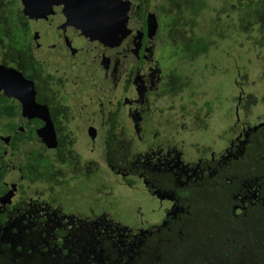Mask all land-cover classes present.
I'll list each match as a JSON object with an SVG mask.
<instances>
[{
	"label": "rangeland",
	"instance_id": "rangeland-1",
	"mask_svg": "<svg viewBox=\"0 0 264 264\" xmlns=\"http://www.w3.org/2000/svg\"><path fill=\"white\" fill-rule=\"evenodd\" d=\"M17 1V7L26 16L29 26L30 56L49 76V96L53 102L71 107L69 117L76 118L77 125L74 131L86 126L89 118L107 123L109 115L117 109L115 99L128 97L131 89L126 93L116 86L111 89L108 85H104V88L98 85L100 80L80 58L82 54L69 39L63 38L60 27L52 21L50 13L41 9L39 1ZM206 4L209 11L203 17V27L207 30L206 35H211L207 38L211 44L205 54L189 57L181 49L177 52V46L171 47L175 52L173 55L159 46L149 54V60H155L162 69L164 81L175 82L174 75L178 78L174 83L178 95L171 97L168 90L157 88L151 97L152 104L145 103L140 108L139 104H133L135 95L129 96L131 100L125 101L128 105L117 110L116 125L107 126L108 129L114 128L119 140V159L123 160L125 166L115 169L100 163L103 169L97 166L98 162L92 158L95 152L89 142L91 138L87 142L85 135L77 132L79 137L73 147L78 149L81 157L76 158L73 153L74 157L70 156L69 161L71 158L78 159L81 167L91 164L99 169L94 171L92 168L86 174L91 181L72 182L66 186L60 184L63 209H70L72 215L62 216V210H58L60 202L48 209L44 185L35 183L30 189L26 188L28 204L40 206L41 216L24 223L17 221L5 229L9 243L22 245L19 250L14 249L21 261L25 257L45 253L57 262L62 258L66 264V254H62L61 249L67 247L70 262L74 261L75 264H160V261H164L162 264H239L246 253L249 257L256 255L257 263L264 264V208L252 214L254 208L243 210L247 207L246 199L237 198L242 205L232 200L233 195L237 197L238 190L242 193V186L255 191L264 184L260 169L264 165V47L255 43L253 31L249 33L247 30L249 25L234 23L237 18L235 12L229 10V18L224 11H218L223 5L231 6L230 0H206ZM189 25H182L184 28L177 30L175 34L178 40H186L193 35ZM193 30L198 31L197 28ZM61 50L63 55H56ZM130 57L129 53L124 54L126 61ZM153 78L156 80L154 83L160 79L157 73ZM239 94L241 98L238 103ZM139 109L142 110L139 119L146 118L142 128L143 122L133 123V113L139 112ZM156 121H161L159 126ZM155 127H158V139L164 148L173 152L176 147L180 164L175 166L173 172L156 173L151 181L159 179L162 186L157 187L158 191L162 187L166 189V197L174 202L176 200V205L177 195L174 191L177 187L189 185L199 192L198 189L207 187L208 180L217 182L219 187L216 190L221 200L216 205L212 204L214 208L208 210L209 214L200 216L185 199L177 207L180 211L189 207L190 213L186 216L182 213V225L179 214L170 212L168 216H162L163 208L168 209L171 201H159L147 190L156 189L155 186H146L147 182H144L148 180L151 183L153 172L150 170H158L162 166L153 162V155L151 162L146 164L145 158L151 154L147 144L141 143L142 138L149 131L151 135ZM144 128L146 134L143 135ZM153 141L151 138L147 140L148 143ZM179 143H184L180 153ZM158 152L163 158L167 157L162 150ZM74 165L75 162L71 163V171L75 169ZM238 185L239 188H236ZM73 187L75 190L71 192ZM261 188L264 189V186ZM213 193L207 191L198 195L204 197L205 194L206 198L215 200L217 194ZM228 194L232 195L229 201L236 212L222 217L215 210H220L221 205L226 204ZM184 202L185 206L181 204ZM251 214L258 217L250 222L245 221ZM215 218L222 220L217 222ZM9 222H13V219ZM33 223L36 225L32 226ZM60 223L65 234L57 237L59 234L51 227ZM233 224L235 233L232 231ZM256 224L260 227H255ZM179 227L185 230L184 241L174 232H178ZM44 229L46 232H43ZM211 232L215 234L214 237L209 234ZM236 236L244 240L242 246L235 243ZM58 238L62 239L61 247L56 243ZM172 238L173 244L170 242ZM227 242L231 244L230 251L223 246ZM105 243L108 244L107 249L103 247ZM112 246L116 250L113 256L109 253L113 250ZM222 247L225 251H222ZM7 260L0 252V264ZM90 260L92 262L89 263Z\"/></svg>",
	"mask_w": 264,
	"mask_h": 264
},
{
	"label": "flooded vegetation",
	"instance_id": "flooded-vegetation-1",
	"mask_svg": "<svg viewBox=\"0 0 264 264\" xmlns=\"http://www.w3.org/2000/svg\"><path fill=\"white\" fill-rule=\"evenodd\" d=\"M129 1H131V5L129 6L130 8L128 14L138 23L142 24V37L140 39V47L136 52L135 50L133 51L135 44L134 40L131 37L132 34L129 32L128 34H125L124 36L119 38L117 41H100L99 49L96 54L94 53V56L97 58V60L94 57L92 62L94 65H92V63L89 65L83 55L85 48L83 47V49L81 45H75V43H73L71 40V37H76V34L74 36H70L67 31H60L64 35L63 38L69 39L74 44V46L77 47L76 50L80 54H82L80 58H83L85 60L87 66L89 67V70H91L96 78L100 80V82L97 83L98 85H102L101 87L103 88L104 85H108L111 89L116 86L118 88H121L123 91H126V93H128V90L131 89L127 96L129 97L135 95V99L132 100L133 104H139L138 107L140 108L142 106H145V103L149 104L151 102L152 104L151 97L152 95H154L157 88L160 90L163 87L164 90H168V96L174 97L175 95H178V90L175 92L174 87V83L177 82L178 78L174 75L175 82L173 80H168L169 83L164 81L165 78H163V75L161 76L162 69L156 62H154L155 60H149V54H152V50L157 49V47L159 46L165 48L166 53L173 55L175 54V52L171 47L177 46V52H179L180 49L183 51L186 44H188L186 42L190 40V38L195 37L198 34H202V37L205 40H207V38H210L211 35H206L207 30L203 27V17L209 11V7L206 4V0ZM262 1L263 0H231V7H236V5H240V7H242L246 4L255 3L264 5V2ZM193 6L197 9V13L192 12ZM218 11H224L225 15L231 18L229 16V13L231 11H228L227 9L221 10L220 8L218 9ZM138 13L140 18H137ZM214 13H217V11H215ZM235 13L237 18L234 23L243 25L242 22L239 21L240 18L238 17V11H235ZM82 16L89 17V15H87L86 13L81 12L80 17ZM188 17L189 20L187 19ZM152 18L154 19L153 21H151ZM52 21H54L56 25H58L53 16ZM149 21L151 22L150 26ZM182 21H184L185 23H182ZM185 24H190L189 28L191 29L193 35H190L189 39L185 40L184 38H181V40H178L175 33L178 29L183 27L182 25ZM244 25L248 26V24L246 23ZM196 28L198 29V31L193 30ZM218 32L221 34V31ZM179 34L182 35L181 33ZM67 42L70 44L68 40ZM207 42L211 44L210 40ZM209 48L205 49L203 52L206 53ZM126 52L131 56L129 61H126L124 59V54ZM5 54V50H0V64L13 66L23 73L21 69L15 67L14 65L5 64L4 62H2ZM56 55H63V51L61 50ZM102 58L108 62L107 65L104 64V68L102 67V64H100ZM96 67H98L97 71H95L94 69ZM38 70L39 76L35 77V79L32 77H27L24 73L23 74L27 79L33 82L36 102L38 104L44 105L47 108L52 122L55 137L54 139H52V135L50 134L49 130L44 132L46 138H43L40 135V127L33 124L37 120V116H28V114H23L22 108L19 109V104H22L20 103L21 101H19V99L13 93L11 84L5 79V81L10 86V92L7 95L9 99H11L12 96L14 97L15 108L14 110H10L9 108L11 105L10 103L14 101H10L6 104L4 101L0 100V220L5 217L4 221H6V224L4 225L0 222V228L2 229H7L9 225H14L17 221L24 223L28 219L30 221L37 220L41 216V209L39 208L40 206H31L30 204H28V198L26 196V188L30 189L33 185H35V183L44 185V192L45 195H47V198H45V205L49 207V210L56 207V205H54L56 202H60L61 207H58V210H62V216H71L72 213L69 212L70 209H63L64 207L60 200V198L62 197V195L60 194L63 193V190L61 192L60 184L63 183V185L66 186L68 185V183L72 184V182L91 181L90 176H85L83 173L87 174L91 171L92 168H94V171H97L99 169V167H92L91 164H88V167H81L82 164L81 162H78L80 161L78 159L74 160L73 158H71V162L69 161L70 156H73V153H75L76 158L81 157V155L78 149L69 144L71 143V141L67 142L61 139V136L59 134L60 127H62L61 132H63V134L69 135V137L71 136L78 139L79 136H77V132H82L85 135V139L87 138V142L89 141V138H91L89 142H91V148L95 152V155L92 158L93 160L98 162L97 166H101L100 164L104 166L109 165L114 169L117 166H125L123 160L119 159V152L117 150L119 140L115 135V132L113 130L114 128H110L112 129V138L109 142L111 148H109L106 144V141L108 140V136L106 134L109 133V129H106L102 124L111 127H113L112 125H116L115 120L118 108H120L121 106H124L125 108L128 105L125 104V101H129L131 99L126 96L122 99H115L117 109L109 115L113 116L114 119V122L110 125H108L109 121H107V123H105L104 121H91L89 118V120L85 122L87 123L86 126H80L79 131H74L76 130L77 125L76 118L69 117V111L71 110V107L68 104L56 105V103L53 102L52 98L49 96V76L45 75L40 68ZM155 73H157V77L160 78L156 83H154L156 80H154L153 78ZM154 84H156L155 87H153ZM13 85L14 89L18 90L15 81L13 82ZM83 93L87 94L88 92L84 91ZM64 97L70 98L66 95H64ZM240 98L241 95L239 94L238 103L240 101ZM50 104L53 108L50 107ZM54 106L58 107L59 111L61 110V112L58 111L59 115L62 114L60 117L57 116ZM141 111L142 110L137 113H133L135 115V121L133 123L143 122L141 125L142 128V126L146 124V118H144V120L139 119V113ZM134 115H132L131 117H133ZM141 116L142 115H140V117ZM100 122L101 124H98ZM160 123L161 121H156V125L159 126ZM31 125L34 129L30 127ZM157 128L158 127L152 129L151 135L149 134L151 131L146 134V128H144L143 135L146 134V136L144 137L142 135V137L144 138H142L141 142L147 144L149 152L151 154L146 156V164L151 162V156L153 155L155 159L153 160V162H158L162 165L160 168H158V170H150L151 172H153L150 181L156 177V173H163L164 171L173 172L175 166L178 163L180 164L176 156V147H174L173 152L169 151L168 148H164L165 146L163 145L162 141L158 139L159 132ZM71 130H73L74 132ZM92 133L95 134V137H92ZM148 138H151L154 141L148 143ZM72 141L75 143L76 140L73 139ZM167 147L169 146L167 145ZM183 147L184 143H179V153L181 152L180 150H183ZM159 150H162L164 155H166L167 157L163 158L158 152ZM33 157H42L44 159L43 164L45 167V173H43L42 177L35 176L38 175V173H36L35 171L37 167H35V165L31 161ZM73 162H75L74 168L78 170L73 169L71 171L70 166ZM82 171L85 172L82 173ZM92 181L94 182L93 179ZM145 181L147 182L146 186H155L156 189L149 188L147 190L149 191V193L154 194L156 197H158L159 201H171V206L173 205V207H167L168 209H166V207L163 208V217L168 216L167 213H176L177 211H180L177 210L178 199L176 205V200L174 202V200H172L171 198L166 197V189L162 187L161 191H158L157 187L162 186L159 179H157L155 182L151 181V183H149L148 180H144V182ZM36 188H38V186H36ZM74 190L75 188L73 187V190L71 192H73ZM163 194L165 196H163ZM51 206L54 207L51 208ZM10 219H13V222L10 223ZM31 225L35 226L36 224L33 223ZM62 225L60 223L55 227ZM52 228H54V226H52L51 229ZM1 241L7 242L8 244L14 246V244H11V242L9 243L7 239L0 234V242Z\"/></svg>",
	"mask_w": 264,
	"mask_h": 264
},
{
	"label": "trees",
	"instance_id": "trees-1",
	"mask_svg": "<svg viewBox=\"0 0 264 264\" xmlns=\"http://www.w3.org/2000/svg\"><path fill=\"white\" fill-rule=\"evenodd\" d=\"M231 1V0H230ZM264 2V0L262 1ZM17 0H0V50L1 51H6V54L4 55V59L2 62H4L5 64H12L15 67L21 69L23 71V73L27 76V77H32L35 79V77L39 76V63L37 61H35L31 55L30 52V41L28 39V30H29V26L27 23V19L26 16L20 11V9H18L17 7ZM16 6V7H15ZM236 5V7H231L229 5H223L220 9L221 10H231L233 12L238 11V17L240 18V22H242V24L244 25L245 23L249 25L248 30L250 31L249 33H252V37L255 39V43H258V46L260 47H264V5H259V4H246L245 6L240 7V5L238 6ZM197 9L193 6L192 12L197 13L196 12ZM137 18H140L139 13L137 14ZM20 32V34H19ZM31 35V34H30ZM186 43V46L184 47V54L187 52L186 56L192 57L197 55V57H199L198 55H200L201 53H204L203 51L207 48H209L210 44L207 42V40H205L202 37V34H198L195 37L190 38V40H188ZM195 44L196 46L194 47ZM205 54V53H204ZM10 92V86L8 85V83L5 81V79H0V100L4 101L6 104L9 103L10 101H14L12 103H10V110H14L15 108V99L12 96L11 99H9L8 95ZM50 107L51 104H50ZM53 108V107H52ZM55 110H56V114L58 117H60L61 115L58 114L59 108L54 106ZM230 111V110H229ZM61 112V110L59 111ZM197 115V114H196ZM109 123H113L114 119L113 116H109ZM98 124H101L98 123ZM106 129H108V127L105 124H102ZM115 126V125H112ZM113 129V128H112ZM109 129V133L107 134L108 136V140L106 141V144L109 148H111L109 142L111 141L112 138V134H111V130ZM62 127H60L59 129V134L61 136V139L64 141H71V144L73 146L74 142L72 141L73 139L76 140L75 137H69V135L67 134H63V132H61ZM63 141V142H64ZM248 147L250 146V144L247 145ZM213 159V157L211 158ZM32 163L35 165L36 168V173H38V177H42L43 173H45V167H44V159L41 157H33L31 159ZM259 167H257L256 165V169H258ZM260 169L262 170V175L264 176V165L260 167ZM85 171H82V173ZM84 175H86V173H83ZM212 185V189L210 187V184ZM207 187L204 188L203 186V190L200 188L198 189L199 192H195V187L193 186H189V185H182L180 187H177V189L175 190V193L177 195V199H178V203L179 202H183L185 201V199L188 201V203L191 204V207L194 208L199 214L204 215V213H210V211L212 208H214L213 205L218 204L221 200L218 197V192L216 190L217 187H219L217 182H211L210 180H208L207 182ZM260 185L258 186L259 189L257 190H252L249 187H244L242 186V193L239 192L238 190V195L237 197L233 195V199L234 203L238 205H242L241 203H239V201L237 200V198H242V199H246V205L247 207H244L243 210H249V209H253L252 214L257 211L260 210L262 208H264V206L262 205V203H264V194L263 191L264 189L261 188ZM236 188H239V185L236 186ZM216 190V191H215ZM209 191L211 193H213L214 195L217 194V199L215 200H211L210 198H206L205 194L206 192ZM203 195L204 197H200L198 194L199 193H204ZM98 195H100L98 193ZM232 198V195L228 194L227 200H226V204L225 205H221V207L223 209L220 210H215V212L219 213L220 215L223 217V215L226 216V214H232V212H236V209L234 208V205L230 203V199ZM201 199V200H200ZM218 200V201H217ZM231 200V201H232ZM207 201H210V203H208ZM182 205L185 206L186 202L181 203ZM200 204V205H199ZM213 204V205H212ZM263 206V207H262ZM183 211H177L175 213L179 214L180 217V223L182 225V216L183 214L186 216L187 213L189 212V207H184ZM239 209V207L237 208ZM219 211V212H218ZM247 212V211H245ZM259 212V211H257ZM183 213V214H182ZM208 213V214H209ZM96 214V213H95ZM252 214L250 215L251 217H248L247 219L245 218V221L247 220V222H250L251 219H256L258 217V215H254L252 216ZM192 215V214H191ZM215 215V214H214ZM184 217V216H183ZM244 217V216H243ZM193 219V218H191ZM197 219V218H196ZM194 219V220H196ZM5 217H3L0 222L4 225L6 224ZM221 221L222 219H218L215 218L214 221ZM179 221V220H178ZM11 223V222H10ZM1 224V225H2ZM259 224H256L255 227L257 226V228H259L260 226H258ZM234 224L232 225V231L235 233L234 231ZM8 229V228H7ZM54 232L58 233L59 236L57 237H61L62 234H65V231H62V226H58V227H54ZM213 230V228H211ZM48 230V227L47 229ZM46 230L44 229L43 232H46ZM189 230H193V229H189ZM176 232L178 237H181L182 241H184L185 239V230H183V227H179L178 232ZM179 232H181V235L179 234ZM197 232V230H196ZM4 233V234H3ZM0 234L3 235L6 239L7 236L5 235V229L0 228ZM210 235H213V232L209 233ZM216 235H218V233H216ZM183 236V237H182ZM215 236V234L213 235V237ZM212 237V238H213ZM189 240H193L192 238H188ZM235 243L239 246H242V244L244 243V240H242L239 236L235 237ZM170 242H172V244L174 243L173 238L172 240L170 239ZM56 243L58 244V246H62L63 242L61 238H58ZM108 244L105 243V245H103L104 248L107 249ZM225 247V249H227L228 251L231 250V244L230 243H226L223 245ZM22 247L21 244H17L16 246H12L10 244H8L7 242H0V252H2L3 256H6L8 258L7 261H5L3 264H64L63 263V259H59L60 262H57V260L53 259L51 260L49 257H47V255L44 253H38L36 254V256H31L30 258H24L23 261H21L16 255H15V250H19ZM224 247H222V251L224 250ZM221 247L218 248V250H220ZM15 249V250H14ZM113 250H110L109 253L111 256H113L116 252V250L113 248ZM67 251V253H66ZM173 251V249H172ZM62 254H66V259L65 262L66 264H75L74 261L71 263V258L69 257L68 254V250L67 247L62 248L61 249ZM257 256H253V257H249L247 256V253L245 255L244 260L242 261V263L239 264H244V261L246 260L245 264H259L256 261ZM92 262V260L89 261V263ZM164 263V261H160V264ZM264 263V261L262 262Z\"/></svg>",
	"mask_w": 264,
	"mask_h": 264
},
{
	"label": "water",
	"instance_id": "water-1",
	"mask_svg": "<svg viewBox=\"0 0 264 264\" xmlns=\"http://www.w3.org/2000/svg\"><path fill=\"white\" fill-rule=\"evenodd\" d=\"M38 1L41 9L47 11L55 18L61 30L67 31L70 36L76 34V37H71V40L75 45H81L82 48H85H83V55L89 65L93 62L94 53L96 54L99 49L100 41H117L127 31L132 34L131 37L134 40L133 51L135 50L136 52L140 47L142 24L128 14L129 6L131 5L129 0ZM81 12L86 13L89 17H80ZM153 20L152 18L151 21ZM150 25L151 22L149 21ZM95 59L97 60L96 57ZM100 64L104 68V64L107 65L108 62L102 58ZM92 65L94 64L92 63ZM94 69L97 71L98 67ZM0 78L6 79L11 84L13 93L22 103L19 104V109L22 108L23 114L37 116V120L33 124L40 127V135L46 138L44 132L49 130L52 139H54L55 133L49 112L44 105L36 102L33 82L27 79L20 70L3 64H0ZM14 81L18 90L14 89ZM32 125L30 127L34 129Z\"/></svg>",
	"mask_w": 264,
	"mask_h": 264
},
{
	"label": "clouds",
	"instance_id": "clouds-1",
	"mask_svg": "<svg viewBox=\"0 0 264 264\" xmlns=\"http://www.w3.org/2000/svg\"><path fill=\"white\" fill-rule=\"evenodd\" d=\"M92 137H95V134L94 133H92Z\"/></svg>",
	"mask_w": 264,
	"mask_h": 264
}]
</instances>
